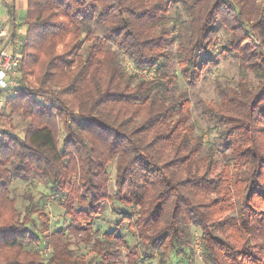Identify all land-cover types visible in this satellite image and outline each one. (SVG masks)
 <instances>
[{
	"label": "trees",
	"instance_id": "1",
	"mask_svg": "<svg viewBox=\"0 0 264 264\" xmlns=\"http://www.w3.org/2000/svg\"><path fill=\"white\" fill-rule=\"evenodd\" d=\"M24 23L21 83L31 75L37 88H14L4 102L26 128L0 134V264H115L121 251L129 264L173 256L188 264L195 235L204 264H264V52L244 44L264 43V4L26 0ZM217 54L238 60L242 80L217 85L201 128L187 93L172 90L178 80L195 86ZM36 179L64 203L65 228L93 238L88 260L62 228L45 236L29 228L30 215H45L32 196ZM14 181L27 183L26 203ZM107 211L113 222L102 230L96 220Z\"/></svg>",
	"mask_w": 264,
	"mask_h": 264
},
{
	"label": "rangeland",
	"instance_id": "2",
	"mask_svg": "<svg viewBox=\"0 0 264 264\" xmlns=\"http://www.w3.org/2000/svg\"><path fill=\"white\" fill-rule=\"evenodd\" d=\"M259 4H264V0H256ZM236 2V0H234ZM25 15H26V0H1L0 1V27L5 28V30H14L15 40H22L25 34ZM96 33L100 31L93 26ZM227 33L224 30H221L219 33V43L223 44L224 39L227 37ZM90 39H84L82 45V52H85L86 47L90 44ZM246 50H249L250 54L253 56L256 55L255 47L260 46L264 52V43L260 42L256 37L250 39L249 41H245ZM9 47V46H8ZM11 50V48H8ZM218 52V50H217ZM122 63L127 70H130L128 66V62L125 57H122ZM214 64L211 65L202 73V77L199 82L193 86H187L185 83L180 80L175 81V88L172 90L174 93H178L180 91H185L191 103L192 110V119L197 122V124L204 128L208 125V122L201 119V109L202 104L210 101L217 100V85H220L222 88L233 89L236 87L239 81H241V71L239 69V62L237 59L224 60L221 55L215 56ZM173 67L171 68V70ZM143 75L147 78L151 73H139V75ZM245 81L248 83L250 88H255L257 86V82L254 79L253 73L248 71L247 78ZM21 90L26 89L31 93H34L36 84L34 82V77L29 75L26 77V80L21 83ZM15 90L11 88L0 90V102H4L7 98L14 95ZM40 103H48L46 96H36L35 97ZM0 134L3 131H9L12 133H16L19 136H22L24 130L26 128V123L22 121L21 117L17 113H12L9 107H6L5 103L3 108L0 110ZM58 133V145L61 147L62 134L63 129L62 125L59 126ZM110 174L113 175V170L110 171ZM28 185L25 182L14 181L10 185V189L13 195L16 196L17 200L20 203H26L23 200V195L27 189ZM32 196L35 201L38 202V207L41 208L45 215L44 217H40L38 213L30 215L31 218L35 219L33 226L32 224H28L30 229H34L36 227V232L38 234L47 235L55 228H62L64 231L63 241L68 244L71 250L77 251L78 256L83 257L88 260L94 253L92 250V242L93 238H88L90 243L87 241V235L85 233L74 234L71 233L68 229H66V225L68 224V218L64 214V203H61L55 195L51 194L50 185L47 184L42 179L34 180L32 186ZM113 216L110 211L102 213L100 217L96 220V227H101V229H107V227L112 224ZM48 219L49 225L45 226V222ZM44 223V225H43ZM123 232L127 231V237L130 236L129 229L126 225L123 227ZM126 234V233H125ZM84 238L87 240H84ZM132 243V240H129V244ZM192 247L194 252L189 255L191 258L188 264H204L201 260L200 256V248L198 245L197 236L195 235L194 240L192 241ZM43 255H46L50 249L44 248L42 245L38 247ZM80 250V251H79ZM122 255H118L113 258L115 264H129L127 261V257L125 256V252L121 251ZM145 264H157L155 257L149 258ZM169 264H187L186 261L182 258H178L177 256H173L170 259Z\"/></svg>",
	"mask_w": 264,
	"mask_h": 264
},
{
	"label": "built area",
	"instance_id": "3",
	"mask_svg": "<svg viewBox=\"0 0 264 264\" xmlns=\"http://www.w3.org/2000/svg\"><path fill=\"white\" fill-rule=\"evenodd\" d=\"M14 36V30H5V28L0 27V90L21 86L22 76L19 69L21 40H15ZM4 102H0V110L3 108Z\"/></svg>",
	"mask_w": 264,
	"mask_h": 264
}]
</instances>
